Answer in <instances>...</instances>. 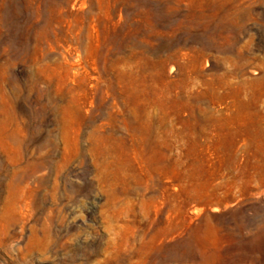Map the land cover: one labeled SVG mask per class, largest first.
<instances>
[{
  "label": "rangeland",
  "instance_id": "obj_1",
  "mask_svg": "<svg viewBox=\"0 0 264 264\" xmlns=\"http://www.w3.org/2000/svg\"><path fill=\"white\" fill-rule=\"evenodd\" d=\"M0 264H264V0H0Z\"/></svg>",
  "mask_w": 264,
  "mask_h": 264
}]
</instances>
